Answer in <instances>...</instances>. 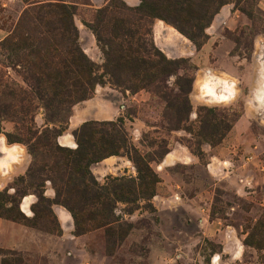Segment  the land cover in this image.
<instances>
[{"label":"rangeland","instance_id":"obj_1","mask_svg":"<svg viewBox=\"0 0 264 264\" xmlns=\"http://www.w3.org/2000/svg\"><path fill=\"white\" fill-rule=\"evenodd\" d=\"M55 1L0 0V41L15 27L23 10ZM108 1L62 0L75 6L73 20L78 29V43L99 67L103 64V55L87 24L94 21L96 11ZM138 4L139 0L136 5L126 3L130 7ZM155 20L165 25L164 30L156 31L157 43L153 33ZM203 32L205 43L198 49L165 21L154 19L151 24L155 47L168 59L182 60L183 69L178 74H188L194 79L188 98L190 113L195 114V119L189 114L188 125L194 131L198 128L199 106L211 109L216 120L232 125L221 143L215 147L203 143L201 157L194 154L188 146L195 150L196 137L185 130L169 129L161 98L147 89L135 94L123 92L113 87L106 77L103 84L95 87L91 98L71 108L63 134L72 135L85 121L121 119L130 142L141 154L153 155L160 150L158 146H167L170 151L183 150L186 163L170 168L163 166V159L170 151L160 162L151 163L159 177L155 195L149 201L137 200L131 206V214L126 211L130 205L117 204L116 214L131 225L127 236L118 244L107 243L102 229L75 236L73 224L72 232L61 230L56 235L0 218V264L3 261L14 264L17 259L19 264H224L227 255L222 253L218 231L214 234L209 220L233 227L244 246L243 260L263 264L264 251L243 242L253 225L259 219L264 221V205H261L264 116L252 112L248 105L253 89L264 82V0L227 1ZM6 58V53L0 51V97L15 104L20 97L18 90L28 87L19 68L10 65ZM209 67L221 77L227 75L238 81L239 95L233 103L207 107L199 102L195 82ZM171 83L169 79L167 84L171 86ZM12 90L14 99L8 94ZM32 110L33 126L43 128V110L35 105ZM1 131L3 136L13 132L26 136L25 126L10 119L1 122ZM190 157L194 160L190 161ZM113 160L115 163L110 166L99 162L90 167L100 184L108 177H137L133 163L126 156H116ZM209 164H212L210 170ZM11 168L12 165L8 173L0 174V183H6L0 188L2 194H13V189L8 187L17 175ZM204 217L207 220L203 221Z\"/></svg>","mask_w":264,"mask_h":264},{"label":"trees","instance_id":"obj_2","mask_svg":"<svg viewBox=\"0 0 264 264\" xmlns=\"http://www.w3.org/2000/svg\"><path fill=\"white\" fill-rule=\"evenodd\" d=\"M227 1L139 0L137 6L130 7L122 0H109L87 24L103 55L101 67L78 43L74 5L57 0L23 10L15 27L0 41V51L6 53L10 65L19 68L28 88L18 90L20 97L15 104L0 97V134L3 120L22 123L26 136L17 132L4 135L8 144L25 147L31 163L26 173L14 178L8 187L13 189L12 195L0 193V218L60 235L59 222L51 209L60 205L73 219L75 236L102 229L107 243L122 242L131 225L116 214L117 204L130 205L126 211L131 214L137 200L149 201L155 195L159 177L151 163L160 162L170 150L158 146L160 150L153 155L141 154L130 142L121 119L83 122L72 132L75 148L59 145L57 138L67 128L71 108L91 98L95 87L107 77L123 92L135 94L147 89L161 98L169 129L185 130L196 137L195 150L188 146L194 154L201 157L203 143L211 147L220 144L232 125L216 120L212 110L204 106L197 109L198 128L194 131L188 125V96L194 79L178 74L183 69L182 60L168 59L155 47L151 24L154 19L165 21L199 49L206 39L204 28ZM173 74L177 79L169 86ZM8 94L14 99V90ZM34 105L44 113L41 129L33 126L30 116ZM110 156H126L137 177H108L100 184L90 167ZM46 182L54 190L52 199L44 195ZM27 195L36 197L31 217L19 209ZM243 243L264 251L263 218L253 225ZM19 262L17 259L13 263Z\"/></svg>","mask_w":264,"mask_h":264},{"label":"crops","instance_id":"obj_3","mask_svg":"<svg viewBox=\"0 0 264 264\" xmlns=\"http://www.w3.org/2000/svg\"><path fill=\"white\" fill-rule=\"evenodd\" d=\"M129 5H136L137 0H124ZM161 29H165V25L161 23L159 20H155L153 24V33H154V40L157 43L156 38V31H160ZM57 142L59 145L69 148H75L73 147L75 144V141L72 137L66 136L62 134L57 138ZM7 150H4L3 146H0V164H3L7 162L9 164L8 168L0 169V174H6L10 170V166L12 165V172L15 173L14 175H24L31 163V157L26 152L25 148L22 147L19 144H12L9 145L7 142ZM17 146L16 152H12V146ZM20 149H24V151H20ZM20 152H17V151ZM10 155L15 156V162H13L11 159H9ZM116 156H110L104 160L101 161V163H106L107 166L113 165L115 163L113 160ZM186 155L184 154L183 150L180 149H173L171 150L163 159L162 165L165 167H172L177 163H186L184 162ZM215 158V157H214ZM217 158V157H216ZM190 161L194 160L193 157L188 158ZM161 165V167H163ZM212 164L208 165L209 170L211 169ZM217 172V169L215 170ZM6 185L5 182L0 183V188L4 187ZM44 195L52 199L54 197V190L51 187L50 183H46ZM36 201V198L34 195H27L23 197L20 201V210L23 214H25L28 217L32 216L31 212V206ZM264 205V196L262 200V204ZM53 213L55 214L61 230L65 232H72L73 231V220L70 215V213L62 206L60 205H52L51 207ZM207 217V216H206ZM204 217L203 221L207 220V218ZM210 227L213 229L214 234L218 231V241L222 247V253H226V263L224 264H257V263H251L249 261L243 260V253H244V246L242 245V241L240 237L237 235L236 230L233 227L222 225L220 221L216 220H209ZM218 255H220L218 253Z\"/></svg>","mask_w":264,"mask_h":264},{"label":"clouds","instance_id":"obj_4","mask_svg":"<svg viewBox=\"0 0 264 264\" xmlns=\"http://www.w3.org/2000/svg\"><path fill=\"white\" fill-rule=\"evenodd\" d=\"M169 79L174 84L177 76L175 74L170 75ZM237 84V80L230 79L227 75L221 77L213 68L209 67L202 71L200 79L195 82L197 98L201 104L207 107L227 106L233 103L239 95ZM248 105L252 112L264 116V82L258 83L257 87L253 89ZM190 116L195 119L194 113H190ZM6 142L7 136L0 135V146H3L4 150H7ZM16 150L17 146L13 145L12 152L14 153ZM20 151H24V149H20ZM9 159L15 162L14 155H10ZM8 167L7 162L0 164V169Z\"/></svg>","mask_w":264,"mask_h":264}]
</instances>
